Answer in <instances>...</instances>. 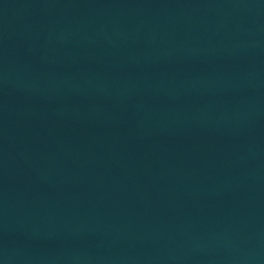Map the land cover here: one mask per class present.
I'll return each instance as SVG.
<instances>
[{
    "label": "water",
    "instance_id": "1",
    "mask_svg": "<svg viewBox=\"0 0 264 264\" xmlns=\"http://www.w3.org/2000/svg\"><path fill=\"white\" fill-rule=\"evenodd\" d=\"M0 264H264V0H0Z\"/></svg>",
    "mask_w": 264,
    "mask_h": 264
}]
</instances>
